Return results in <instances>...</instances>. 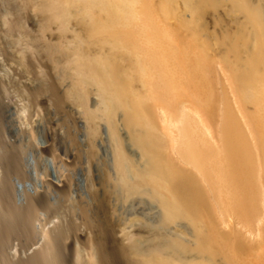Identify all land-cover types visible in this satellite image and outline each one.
Listing matches in <instances>:
<instances>
[{"label": "bare ground", "instance_id": "6f19581e", "mask_svg": "<svg viewBox=\"0 0 264 264\" xmlns=\"http://www.w3.org/2000/svg\"><path fill=\"white\" fill-rule=\"evenodd\" d=\"M224 1L216 53L252 108L236 112L208 41L158 15L197 37L219 0H0V264H254L226 231L259 232L223 211L250 217L264 193V0ZM142 200L157 224L126 212Z\"/></svg>", "mask_w": 264, "mask_h": 264}, {"label": "rangeland", "instance_id": "374dc122", "mask_svg": "<svg viewBox=\"0 0 264 264\" xmlns=\"http://www.w3.org/2000/svg\"><path fill=\"white\" fill-rule=\"evenodd\" d=\"M151 1L155 5V7L156 6L160 7L161 0H151ZM219 3L218 5H214L211 2H207L205 4L204 10H203V19H205L208 28L206 32H204L201 35H198L197 37L192 36L191 32H189V30H187L185 26L175 21V18L167 17L166 12H164L163 10H159L158 15H159L161 23L166 24L168 26L170 25L173 28V30L176 33L177 42H180V43H190L191 42V43H195L196 45L198 44L197 46L199 47H197V50L199 49L198 51H201V50L203 51V49L205 50L206 47H203L202 42H204V40L206 42L208 41L209 45L207 46V49L205 50V52L208 55L210 54L209 58L212 59L211 65L216 70V74L218 75L219 81L221 83L219 86H221L222 88L223 95L226 98L227 103H229L230 109L232 108L231 111L233 110V112H236L237 107L244 108L245 110L248 108L252 109L250 104L247 105L245 103L240 102L239 100L240 97L239 95H237L238 93L234 92V90L230 86V82L228 78L229 77L228 74L230 71L228 70L227 67L225 69L223 68L221 62L219 61V57L221 54L216 53L217 52V45H216L217 36L215 34L222 33L223 30L233 31L236 28V22L234 18L235 15L230 10V7L227 1L223 0V3H222V0L221 1L219 0ZM180 5L182 4L180 3ZM181 11H182V7H181ZM241 15L242 14L239 13L238 17H241ZM69 38H71V32H63L62 42L66 43V41ZM199 43H201L200 45L202 46H200ZM190 49L194 50L195 49L194 45L190 47ZM235 99L237 101V104H236ZM74 116L78 118L79 122L81 121V118L77 113L74 114ZM237 117L239 118L240 122H242L239 114H237ZM35 123H39V127L37 128L38 130L37 138L38 139H36V143L43 146V149H49L48 144H46L45 142L47 140L46 134H48L50 131L48 124L44 120H40V118H38L37 122ZM243 128L246 131V128L244 126ZM246 133L251 140L250 134L247 131ZM80 138L83 139L82 134H80ZM99 147H100L99 153L104 151L105 152L104 155H106V146H105V149L103 148L102 144H100ZM29 155H30L29 160L33 161L34 159L32 155L31 154ZM47 164L50 167L53 175H55L54 169L49 160ZM76 178L79 179L80 184H81L83 178L82 176H80V173H77ZM80 184H79V188H81ZM253 192H254V196L252 197H254L255 200L253 201V203L250 202L252 204V209L250 210L251 211L250 217H247V218L238 217L235 213H233L232 210L223 211V214L225 215V218L230 217L231 220H233V218L234 219L239 218L240 220L242 219L246 227L253 234H255V237L257 233L259 232V237L255 238L254 240H250L246 238L243 234H241V232H239V230L237 229L234 230L233 228H231L226 231L230 239L235 238V241L243 244V248L241 251H243L244 254L243 255L241 254L242 258H245L247 262H250V260H252L254 264H264V256H263L264 253L261 255V252L264 249L263 248L264 247V225H263V222H264V206H263L264 196L263 195L264 193H262L263 191L261 190V185L259 184V182L256 183L255 181V187L253 188ZM126 212L134 213L135 216H137L141 222L149 221L151 223L157 224L160 219L159 208L154 206L152 209H150V207L148 206L145 200H142L139 204H135L134 206L133 205L127 206ZM178 228H177L178 231H180V233L184 237H186L187 239L191 238V228L190 226L186 225L185 222L181 223V226H179ZM172 229L174 230V228ZM255 258H257L258 260H255ZM221 262L222 261L219 260L220 264Z\"/></svg>", "mask_w": 264, "mask_h": 264}]
</instances>
